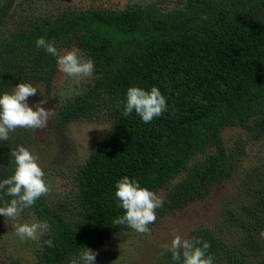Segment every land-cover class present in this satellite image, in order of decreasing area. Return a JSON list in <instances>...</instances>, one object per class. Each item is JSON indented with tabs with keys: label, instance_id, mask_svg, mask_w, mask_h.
<instances>
[{
	"label": "trees",
	"instance_id": "obj_1",
	"mask_svg": "<svg viewBox=\"0 0 264 264\" xmlns=\"http://www.w3.org/2000/svg\"><path fill=\"white\" fill-rule=\"evenodd\" d=\"M54 1L23 0L32 5L25 14L15 9L16 0H0V96L21 82L54 90L57 57L37 47L42 37L60 55L78 50L95 65L92 81L57 110L55 126L90 119L111 124L82 163L66 167L73 187L65 197L42 196L21 213L49 225L36 242L34 264H69L85 247L106 251L113 235L130 233L127 225L113 223L124 214L115 197L123 177L157 194L166 190L154 226L208 199L233 176L248 146L264 143V0H169L170 8L151 0L124 9L65 8ZM132 86L158 87L167 111L150 123L135 112L125 117ZM227 128H239L245 137L229 147ZM30 133L18 128L0 140V182L14 174L12 150H29ZM262 161L245 182L241 213L231 205L224 209L223 227L236 238L228 241L227 233L209 226L187 238L208 242L206 255L214 264H264ZM0 197V206L12 199ZM9 220L0 215V225ZM49 239L53 247L45 243ZM11 264L22 262L17 256ZM155 264L177 262L166 250Z\"/></svg>",
	"mask_w": 264,
	"mask_h": 264
},
{
	"label": "rangeland",
	"instance_id": "obj_2",
	"mask_svg": "<svg viewBox=\"0 0 264 264\" xmlns=\"http://www.w3.org/2000/svg\"><path fill=\"white\" fill-rule=\"evenodd\" d=\"M149 1L151 0H55L52 5L61 3L65 8L75 9L98 6L124 9L134 2L143 4ZM163 1L164 3L160 6L172 7L173 4L169 0ZM22 2L23 0H16L15 9L19 11L22 8L25 14H29L32 5ZM45 3L47 1L37 2V14L42 13L41 8L45 6ZM68 51L73 50H64L61 55ZM74 51L82 61L87 60L80 51ZM93 77L92 74L91 77L84 79L71 78L59 72L52 92L49 93L42 85H36L34 87L38 88L37 94L28 98L27 102L34 110L38 101L46 100L47 102L42 106L53 112L46 129L21 128L31 132L33 141L29 151L38 158L39 165L45 173L44 179L50 186V192L46 197L51 200H60L65 197L68 189L73 187V183L66 178L68 172L66 167L72 168L73 165L82 163L109 130L111 123L106 119L74 121L63 128L55 126V114L65 99L81 93ZM239 137H245V132L239 128H227L224 132V140L229 147L233 146ZM263 158L264 143H251L246 156L236 159L237 165L233 176L215 188L208 199L191 205L177 215L163 219L159 224L149 225L150 234H140L132 229L130 233L113 235L106 251H96L98 252L96 264H155L159 255L166 251L162 245H170L176 235L187 239L195 228L202 226L214 227L216 230H221L222 234L227 233L229 229L224 228L222 223L226 214L224 209L227 205H231L240 212L243 202L247 200L245 182L250 172L262 164ZM158 195L163 199L166 190ZM29 218H24V214H21L15 220L10 219L0 225V264H11L17 256L22 264H34L35 245L40 241L43 232H38L37 240H22L16 235L15 229L17 224L37 223ZM236 236L237 232L233 230L223 235V238L229 241V239L234 240Z\"/></svg>",
	"mask_w": 264,
	"mask_h": 264
},
{
	"label": "clouds",
	"instance_id": "obj_3",
	"mask_svg": "<svg viewBox=\"0 0 264 264\" xmlns=\"http://www.w3.org/2000/svg\"><path fill=\"white\" fill-rule=\"evenodd\" d=\"M37 47H42L48 54L57 57L58 70L68 77L84 79L94 72V61H82L76 51H68L63 55L58 53L54 43L44 38L36 41ZM37 87L31 83H19L12 93L0 96V140L7 141L9 133L17 128L46 129L52 110L42 105L47 101L40 100L35 104V110L28 104V98L37 94ZM41 93V92H40ZM166 98L160 89L153 86L150 91L132 86L127 89L123 115L133 112L139 115L144 123H150L167 111ZM14 157L15 171L9 178L0 182V193L12 197L10 202L0 206V215L6 220H15L24 209L33 206L36 201L50 192V186L45 181V173L39 165L38 158L24 146H19L11 152ZM115 197L118 207L124 214L117 217L113 223L127 225L140 234H150L149 225L157 219L156 210L163 206V199L154 191L141 187L139 182L125 176L115 185ZM2 198V197H0ZM46 222L22 223L15 225L16 235L20 239L37 240L38 232L48 229ZM264 236V231L261 232ZM49 247L54 246L53 240L45 241ZM201 245V246H198ZM172 253V259L177 264H214V258L206 255L210 244L200 239H182L176 235L170 245H162ZM98 252L90 248L80 251L78 257L70 258L69 264H96Z\"/></svg>",
	"mask_w": 264,
	"mask_h": 264
}]
</instances>
